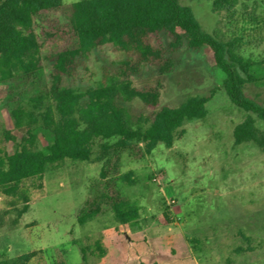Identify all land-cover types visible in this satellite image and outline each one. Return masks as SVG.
Wrapping results in <instances>:
<instances>
[{"label":"rangeland","instance_id":"obj_1","mask_svg":"<svg viewBox=\"0 0 264 264\" xmlns=\"http://www.w3.org/2000/svg\"><path fill=\"white\" fill-rule=\"evenodd\" d=\"M180 2L193 9L206 32L232 41L238 55L256 63L251 72L261 81L246 85L245 93L263 103L264 0H233L221 11L214 9V0ZM172 56L170 73L160 75L156 67L144 65L127 79L136 87L159 86V107L215 93L206 118L186 121L173 147L160 144L139 159L122 155L118 190L138 206V220L122 225L105 206L97 218L79 225L78 210L99 180L102 164L67 159L48 168L43 187L31 192L26 213L18 214L23 205L8 208L0 200V260L35 252L29 264H137L140 259L148 264H264V151L253 143L235 145L233 130L246 114L221 88L224 73L214 65L212 51L184 46ZM126 59L109 46L95 49L63 84L77 92L110 84ZM44 72L51 83L47 61ZM9 86L0 83V148L11 151L14 145L5 133L20 141L24 132L15 127L14 106L5 104ZM127 107L147 113L137 99ZM256 125L264 131L263 121L257 119ZM33 133L41 147L53 141L41 125Z\"/></svg>","mask_w":264,"mask_h":264},{"label":"trees","instance_id":"obj_2","mask_svg":"<svg viewBox=\"0 0 264 264\" xmlns=\"http://www.w3.org/2000/svg\"><path fill=\"white\" fill-rule=\"evenodd\" d=\"M233 5V0L213 2L216 11ZM106 46L127 55L116 73L119 79L84 92L64 86L93 50ZM184 46L212 51L214 65L224 73L221 88L246 114L233 130L235 145L253 143L264 151V131L256 125L257 119L264 122V102L245 93L246 85L261 81L251 72L256 63L238 55L232 41L206 32L193 9L180 0H0V83L10 84L5 104L14 106L15 127L24 132L20 141L6 132L13 150L0 148L2 204L23 205L18 210L22 215L32 190L43 187L49 167L67 159L100 162V178L90 185L77 223L94 220L107 206L120 224H134L139 208L117 185L122 155L139 159L160 144L173 147L186 121L206 118L215 90L176 107H159V86L136 87L127 78L140 74L144 65L156 67L160 75L170 73L175 67L172 55ZM44 61L52 67L51 83L44 78ZM136 99L145 115L127 107ZM35 125L53 134L48 146L39 145ZM123 178L131 182L130 176ZM35 255L1 259L0 264H29ZM137 264L148 263L140 259Z\"/></svg>","mask_w":264,"mask_h":264}]
</instances>
